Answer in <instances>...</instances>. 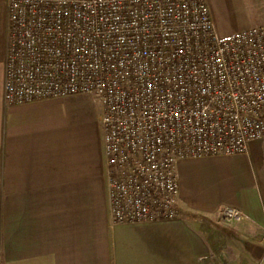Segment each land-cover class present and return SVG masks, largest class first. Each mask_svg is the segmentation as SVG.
I'll return each mask as SVG.
<instances>
[{
  "label": "built area",
  "instance_id": "obj_1",
  "mask_svg": "<svg viewBox=\"0 0 264 264\" xmlns=\"http://www.w3.org/2000/svg\"><path fill=\"white\" fill-rule=\"evenodd\" d=\"M6 6L4 105L98 103L115 224L176 219L181 162L243 155L264 139V25L221 37L207 0Z\"/></svg>",
  "mask_w": 264,
  "mask_h": 264
},
{
  "label": "crops",
  "instance_id": "obj_2",
  "mask_svg": "<svg viewBox=\"0 0 264 264\" xmlns=\"http://www.w3.org/2000/svg\"><path fill=\"white\" fill-rule=\"evenodd\" d=\"M225 37L264 25V0H207ZM0 0V264H264V139L177 167L180 214L115 224L98 103L87 94L5 106ZM252 161V159L250 158ZM242 210L230 222L221 210Z\"/></svg>",
  "mask_w": 264,
  "mask_h": 264
},
{
  "label": "rangeland",
  "instance_id": "obj_3",
  "mask_svg": "<svg viewBox=\"0 0 264 264\" xmlns=\"http://www.w3.org/2000/svg\"><path fill=\"white\" fill-rule=\"evenodd\" d=\"M244 31V30H242ZM242 31H239V32H242ZM235 33H238V32H235ZM261 157L259 158V156H255V155H252L250 158L252 159V161L250 160V158H243V163L244 162H247V167H252L253 164H255L256 162L254 160H262V162L260 163V161H258L259 164H261V167L264 166V150L261 151ZM239 156V155H238ZM238 156H234V157H224V158H235V157H238ZM253 163V164H252Z\"/></svg>",
  "mask_w": 264,
  "mask_h": 264
}]
</instances>
